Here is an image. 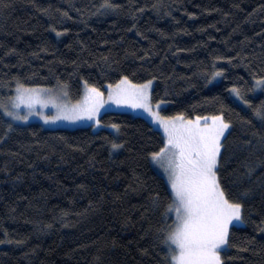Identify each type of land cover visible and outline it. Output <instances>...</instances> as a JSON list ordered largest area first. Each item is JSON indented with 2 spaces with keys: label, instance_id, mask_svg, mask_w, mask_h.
I'll use <instances>...</instances> for the list:
<instances>
[{
  "label": "trees",
  "instance_id": "trees-1",
  "mask_svg": "<svg viewBox=\"0 0 264 264\" xmlns=\"http://www.w3.org/2000/svg\"><path fill=\"white\" fill-rule=\"evenodd\" d=\"M124 79L153 81L163 117L230 125L217 175L243 225L221 258L264 264V0H0V264H173V195L152 163L165 140L148 120L52 130L6 114L20 85L77 102Z\"/></svg>",
  "mask_w": 264,
  "mask_h": 264
},
{
  "label": "snow or ice",
  "instance_id": "snow-or-ice-1",
  "mask_svg": "<svg viewBox=\"0 0 264 264\" xmlns=\"http://www.w3.org/2000/svg\"><path fill=\"white\" fill-rule=\"evenodd\" d=\"M216 75L219 76L221 73L218 72ZM256 84L264 86V79H258ZM122 85H126L127 90L122 89ZM85 87L91 94L86 99L91 103L73 115H63L58 119L73 121L96 119L105 106L104 94L96 88H89L87 85ZM148 87L149 85L137 86L124 79L115 86V93L110 94L108 100L118 106L123 103L131 108L143 109L155 122L164 127L167 144L159 153L154 154L152 159L160 161L165 171L169 173L171 190L175 196V202L168 211H175L177 224L169 232L166 240V243L175 245L178 249V254L175 250L169 249L173 252L172 261L174 264H223L221 252L228 243L229 225L233 221H241V205L230 203L225 198L216 172L221 138L230 125L220 116L204 117L203 124L199 117L195 121L187 120L180 126L165 121L158 112L152 110L146 91L139 90L141 88L146 90ZM16 91L19 103L15 104V107L19 108L24 104L31 109L34 104L41 102L37 93L44 90L20 85ZM232 92L240 97L239 89L233 88ZM156 107L159 108V105ZM6 114L14 120L27 119L18 113ZM256 114L264 118V109H257ZM209 119L212 121L210 124L207 123ZM50 122L54 123L55 119L45 120V123ZM96 123L100 126L98 120ZM118 147L120 145H113L114 149Z\"/></svg>",
  "mask_w": 264,
  "mask_h": 264
},
{
  "label": "rangeland",
  "instance_id": "rangeland-1",
  "mask_svg": "<svg viewBox=\"0 0 264 264\" xmlns=\"http://www.w3.org/2000/svg\"><path fill=\"white\" fill-rule=\"evenodd\" d=\"M130 83L134 84L132 82H130ZM118 84H120V82ZM135 85H137V86L149 85V87L146 90H144L142 88L139 90L146 91V93L149 97V103L152 107V110L154 112H158L159 115L161 116L160 110L165 106V104L164 103L159 104V108H157L156 105L152 104L151 95H152V88L154 85L153 81H150V82H147L144 84H135ZM255 86H256V88H255L256 93H260L264 89L263 86H258L257 84ZM121 88L127 90L126 85H122ZM32 89H41V88H32ZM41 90H44V91L37 93V95H39V97H40L41 102L34 104V106L31 109L26 107L24 104H21L19 108H16L15 104L19 103V101L16 99L17 95H18L17 91L14 92L13 97L11 99V102L8 106L7 112L18 113L22 117L26 116L27 119L26 120H23V119L22 120H14V119H12V117L9 116V118L12 120L13 123L18 124V125H27V124H31V123H37L46 129H52V130L53 129H78V128L89 127V126H92L95 129H99L100 126H97L96 120L99 121L101 115L104 114L105 112H109V111L125 112V113H130V114H133L136 116H142L146 120H148L157 130H159L163 134L164 140H165V146L167 144V136L164 132V127L160 123L155 122L153 120V117L151 115H149L148 112H146L140 108L128 107L126 104H123V103L118 106L117 104L112 103L108 100V97L110 94L114 95L115 90H116L115 86L110 87L106 90V92H103V94H104L103 99L105 101V106H104V108H102L100 110V113L96 117V119L91 120V121H89V120H74L73 121V120H68V119H58V117L63 116V115H73L74 112H78L80 110V108L91 103L90 100L86 99L88 96L91 95L90 93H88L87 88L84 89L82 98L77 102H71L69 100L67 94L63 91H51V90H47V89H43V88ZM29 113H31V114L29 115ZM177 117L178 116L163 117V118L165 121H171L176 126H180L181 124H183L187 120H189V119L178 120V119H176ZM53 119H55L54 123H51V122L45 123V120L52 121ZM196 119H193V121H195ZM200 120H201V124H203L205 122L203 118H200ZM211 122L212 121L210 119L207 121V123H209V124ZM99 125H100V123H99ZM229 130H230V127L226 130L224 137L221 138V149H222V142H223L224 138L227 136V134L229 133ZM220 154H221V151H220ZM220 154L218 157V164H219ZM152 163H153L154 168L166 179V181L169 184L170 190H171L169 173L167 171H165V167L161 165L160 161H154L152 159ZM217 169H218V167H217ZM217 169H216V172H217ZM217 180H218V175H217ZM218 182H219V180H218ZM171 192H172V190H171ZM172 195H173V200L175 202V196L173 193H172ZM173 216L175 218V226H176L177 215H176L175 211H173ZM242 225H243V221H242V209H241V221L240 222L233 221V223L229 225L228 238H229V234H230L232 227H239ZM227 245H228V243H227ZM227 245H225L222 252L227 248ZM172 249L175 250L176 254H178V249H176L175 245H172ZM222 252H221V254H222ZM173 264H174V262H173Z\"/></svg>",
  "mask_w": 264,
  "mask_h": 264
},
{
  "label": "bare ground",
  "instance_id": "bare-ground-1",
  "mask_svg": "<svg viewBox=\"0 0 264 264\" xmlns=\"http://www.w3.org/2000/svg\"><path fill=\"white\" fill-rule=\"evenodd\" d=\"M103 93V92H102ZM167 104V103H166ZM101 126V125H100Z\"/></svg>",
  "mask_w": 264,
  "mask_h": 264
}]
</instances>
